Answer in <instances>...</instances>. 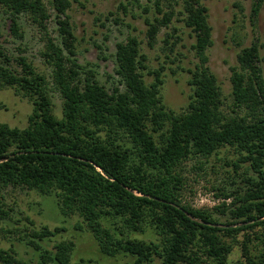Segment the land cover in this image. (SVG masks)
<instances>
[{
	"label": "trees",
	"instance_id": "1",
	"mask_svg": "<svg viewBox=\"0 0 264 264\" xmlns=\"http://www.w3.org/2000/svg\"><path fill=\"white\" fill-rule=\"evenodd\" d=\"M140 1L133 3L146 15L149 47L177 17L193 37L196 62L187 69L191 94L182 111L167 109L162 101L163 67L148 71L153 78L145 81L147 57L137 36L116 43L115 76H110L109 88L100 83L95 70L77 61L67 15L71 0H0L15 39L23 38L21 16L37 27L43 40L39 56L50 70L46 76L26 56H11L0 44V87L13 89L32 104L26 127L0 123V224L11 220L13 209L5 201L9 189L35 190L54 195L63 215L81 218L77 227L91 233L101 254L130 257L125 264H229L235 246L241 253L239 264H264L260 44L252 42L237 53V65L230 67V102L225 105L208 66L213 38L203 0ZM263 1L253 0L252 17ZM50 12L54 35L48 30ZM172 36L165 33L169 49L175 45L170 43ZM54 90L62 100L60 117L53 111ZM222 148L233 150L236 158L226 159V165L241 175L243 187L222 189L230 203L223 201L212 210L193 207L183 197L181 165ZM61 230L31 227L24 237L38 252V261L21 259L13 249L0 247V264H92L72 261L75 244L70 239L56 242L53 250L42 246ZM147 231L158 239L132 237Z\"/></svg>",
	"mask_w": 264,
	"mask_h": 264
},
{
	"label": "rangeland",
	"instance_id": "2",
	"mask_svg": "<svg viewBox=\"0 0 264 264\" xmlns=\"http://www.w3.org/2000/svg\"><path fill=\"white\" fill-rule=\"evenodd\" d=\"M203 3L208 7L213 38V44L208 48V66L217 77L224 103L228 105L231 90L230 67L237 65L236 55L239 50L257 42L261 47L260 55L264 56V1L255 18L251 16L253 0H203ZM50 13L48 30L54 35L56 25L54 14ZM67 15L76 38L77 61L95 70L100 83L109 88L112 86L113 80L110 76H115L116 43L124 41L128 35H135L140 41L141 52L147 57L145 81L150 82L153 78L148 71L163 67L161 96L164 105L176 112L186 108L191 94L187 69L193 68L196 59L191 50L193 37L179 17L173 19L168 29L163 28L155 46L149 47L144 34L146 26L143 17L146 15L142 14V9L133 0H71ZM7 17L0 11V44L6 53L11 56H26L37 71L47 76L50 70L39 56L43 45L42 34L26 16H21L19 23L23 38L15 39L9 34ZM166 32L173 35L170 39V43H175L172 49H169V44L165 45ZM51 95L53 111L60 117L62 100L55 90ZM31 112L32 104L28 99L16 95L11 88L0 87V123L24 128ZM235 158L233 150L222 148L217 154L207 158L195 157L185 161L180 171L185 178L184 200L193 207L211 210L223 201L230 203L231 198L225 199L221 194L222 189L230 191L237 185L243 187V183L239 181L241 175L235 174L233 168L226 165V159ZM232 180L237 181V184H232ZM5 201L13 210L10 212L11 220L0 224V247L13 249L21 259L33 263L38 261V252L26 243L29 237L24 235L29 233L31 227L39 229L47 226L51 230L55 227H62L64 230L42 241V246L53 250L56 242L70 239L75 244L72 261L85 259L92 264H125L131 261L128 256L109 257L101 254L91 233L77 227L81 218L77 215H63L54 195L16 188L6 192ZM216 216L220 217L218 213ZM220 220L223 221V218L220 217ZM132 237L158 239L150 231L143 234L133 233ZM228 259L229 264H239L241 253L238 246L233 248Z\"/></svg>",
	"mask_w": 264,
	"mask_h": 264
}]
</instances>
